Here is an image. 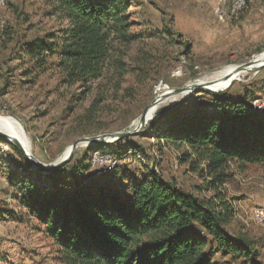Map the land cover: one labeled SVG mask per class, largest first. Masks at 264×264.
<instances>
[{"label": "trees", "instance_id": "1", "mask_svg": "<svg viewBox=\"0 0 264 264\" xmlns=\"http://www.w3.org/2000/svg\"><path fill=\"white\" fill-rule=\"evenodd\" d=\"M55 2L69 26L58 40L49 35L29 47L26 54L31 61L44 67L47 58L59 51L57 66L63 82L82 85L85 94L96 90L89 110L100 104L105 108L108 97L120 92L127 76L143 80L146 59L139 60V52L129 55L130 45L143 38L131 30L129 0ZM186 46L191 48L190 43ZM107 79L112 83L109 90L101 88ZM124 90L131 94L134 89ZM250 96L246 92L229 99L225 91L194 92L159 111L138 134L182 150V162L210 179L207 189L215 191L213 198L183 189L152 171L140 181H127L122 187L124 180L113 188L94 179L96 169L84 158L77 170L87 181L70 185L63 181L62 170L71 161L46 176L31 170L25 155L8 143L27 164L19 166L28 174L27 178L21 174L27 190L20 198L12 192L21 205L19 213L45 226L44 233L53 240L63 264H219L216 259L227 257L264 264L255 241L245 234L229 233L233 207L222 191L232 177L233 164L239 170L264 168V113L253 108L260 99L251 102ZM136 147L127 137L89 148L102 153L111 148L110 154L124 160ZM5 212L14 218L18 213Z\"/></svg>", "mask_w": 264, "mask_h": 264}, {"label": "rangeland", "instance_id": "2", "mask_svg": "<svg viewBox=\"0 0 264 264\" xmlns=\"http://www.w3.org/2000/svg\"><path fill=\"white\" fill-rule=\"evenodd\" d=\"M55 1L7 0L0 7V115L20 122L30 138L32 154L46 164L62 158L79 138L115 133L129 126L158 93L184 87L227 66L247 63L264 52V0L250 1L239 18L228 24L217 19L218 0H129L134 23L131 30L143 34L140 42L130 45L129 55L139 52L138 59H146L148 70L141 81L127 76L120 92L108 97L105 108L100 104L89 110L96 90L85 94L82 85L63 82L57 66L59 51L47 58L44 67L26 54L37 40L49 35L58 40L68 28L69 21L56 11ZM111 85L107 79L101 88L109 90ZM129 86L134 89L131 94L124 90ZM224 91L229 99L246 92L251 93V102L264 98V67L235 80ZM170 106L162 105L154 118ZM130 137L136 150L127 153L112 174L111 170L97 174L96 169L94 179L113 188L125 180V187L127 181H140L147 171H152L197 195L214 197L215 191L207 189L206 181L210 179L182 162V150L152 136ZM8 143L0 138V206L6 217L0 220V264H63L57 258L53 240L44 233L45 226H38L36 218L26 216L23 222L19 221V212L15 218L5 212L11 209L9 201H17L12 192L18 198L24 193L21 174L26 178L28 175L19 167L27 166L25 160ZM89 147L79 145L62 170L67 184L87 181L77 168L81 159L84 163L91 161L96 149ZM108 151L110 154L112 149ZM231 170L232 177L222 190L233 207L227 229L233 236L245 234L255 241L264 262V225L254 216L256 208H264V168L251 166L239 170L233 164ZM18 205L21 209L19 203L14 206L17 209ZM12 248L24 253L19 254L24 258L14 256V251L7 253ZM216 260L219 264H245L229 257Z\"/></svg>", "mask_w": 264, "mask_h": 264}, {"label": "water", "instance_id": "3", "mask_svg": "<svg viewBox=\"0 0 264 264\" xmlns=\"http://www.w3.org/2000/svg\"><path fill=\"white\" fill-rule=\"evenodd\" d=\"M257 60L258 59L253 58L247 63L238 65L234 75L239 74L241 71L246 70L250 65L257 64L258 62ZM263 67H264V63L260 65L257 69H255L253 72L257 73ZM235 80L236 79L233 78L227 85H223L222 87H217L215 89L209 87L208 83L206 82L194 81L192 83L187 84L184 87L162 91L156 95V97L147 105V107L144 109L141 115L135 121H133L129 126L115 133H104L97 136L79 138L72 144L70 152L67 157L59 159L51 164H46L36 159L31 151H27V149L24 147V145L19 139L15 138L9 133L0 130V138L17 147L25 155L33 171L44 175H50L55 173L59 168L65 165L73 157L74 152L76 151L79 145L82 144H88L90 146L111 145L127 137L135 136L142 133L148 124L147 115L150 109L154 105L163 102L165 99L169 98L170 96L179 95L187 91L189 92V96L194 92L201 90L220 92L230 87V85ZM157 116L158 115H156V117Z\"/></svg>", "mask_w": 264, "mask_h": 264}, {"label": "bare ground", "instance_id": "4", "mask_svg": "<svg viewBox=\"0 0 264 264\" xmlns=\"http://www.w3.org/2000/svg\"><path fill=\"white\" fill-rule=\"evenodd\" d=\"M252 0H248V3ZM248 4H246V7ZM254 59H258L257 64L250 65L246 70L241 71L239 74L234 75L238 65H230L227 66L217 72H214L209 75V77L203 78V79H198L196 82H206L208 83L209 87L215 89L217 87H222L223 85H227L233 78L236 80L242 79V77L246 76L249 72L250 73H255L253 72L255 69H257L260 65L264 63V52L258 54L257 56L254 57ZM234 75V76H233ZM188 97L189 92H184L179 95H174L170 96L169 98L165 99L163 102L154 105L150 111L148 112L147 118L148 122L154 118L155 111L159 109L162 105H173L178 99L183 98V97ZM261 104H255L259 103ZM254 103V110L260 113H264L263 110V104H264V98L260 99L259 101ZM0 130L9 133L10 135L14 136L15 138L19 139L24 147L27 149V151H32V145L29 136L23 129L22 125L20 122L11 117V116H2L0 115ZM82 145H88V144H82ZM71 146H69L64 154L62 155V158H65L68 156L70 152ZM60 158V159H62ZM259 212H264V208H260ZM255 216V214H254ZM255 219L262 225H264V217H255Z\"/></svg>", "mask_w": 264, "mask_h": 264}, {"label": "built area", "instance_id": "5", "mask_svg": "<svg viewBox=\"0 0 264 264\" xmlns=\"http://www.w3.org/2000/svg\"><path fill=\"white\" fill-rule=\"evenodd\" d=\"M6 1L7 0H0V7L4 6ZM246 4H248V0H218L215 7L217 19L225 24L233 22L239 18L240 14L246 8ZM255 104H261V102ZM91 164L95 169H98L97 174H102L118 166L120 164V159L113 154H105L96 150L92 154ZM254 214L255 217H264V212H259V208L254 210Z\"/></svg>", "mask_w": 264, "mask_h": 264}, {"label": "crops", "instance_id": "6", "mask_svg": "<svg viewBox=\"0 0 264 264\" xmlns=\"http://www.w3.org/2000/svg\"><path fill=\"white\" fill-rule=\"evenodd\" d=\"M260 186H261V185H260ZM6 198H7V200H10L11 196L9 195V196H7ZM9 202H10V203H8V204H9V206L11 207V209H12L14 212H19V210H20V209H19L20 206L18 205L17 209H16V207L14 206L16 203L18 204V202H17V201H13V202L9 201ZM6 204H7V201H6ZM14 207H15V208H14ZM0 208L2 209L1 206H0ZM2 212H4V211L0 210V220H2L3 218H6V217H4V214H2ZM18 215H19V216H18V220L21 221V222H23V218H24V216H23L21 213H19ZM13 251H14V252H13ZM12 252H13L14 256H15V254H16V255H18V256H21V258H24L23 255H19V254H24V253L17 252V250L14 249V248H12V250H8V251H7V253H12ZM8 257H9V256H8Z\"/></svg>", "mask_w": 264, "mask_h": 264}]
</instances>
